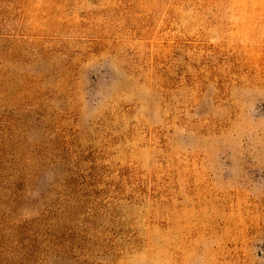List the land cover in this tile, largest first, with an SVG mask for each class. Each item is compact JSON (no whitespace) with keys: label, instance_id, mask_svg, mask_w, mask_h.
<instances>
[{"label":"rangeland","instance_id":"1","mask_svg":"<svg viewBox=\"0 0 264 264\" xmlns=\"http://www.w3.org/2000/svg\"><path fill=\"white\" fill-rule=\"evenodd\" d=\"M0 264H264V0H0Z\"/></svg>","mask_w":264,"mask_h":264}]
</instances>
